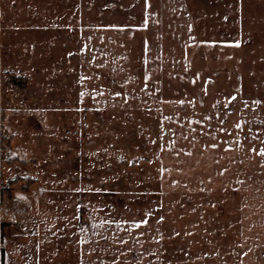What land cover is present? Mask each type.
Instances as JSON below:
<instances>
[{"label": "rangeland", "instance_id": "obj_1", "mask_svg": "<svg viewBox=\"0 0 264 264\" xmlns=\"http://www.w3.org/2000/svg\"><path fill=\"white\" fill-rule=\"evenodd\" d=\"M260 2L0 0V264H264Z\"/></svg>", "mask_w": 264, "mask_h": 264}, {"label": "crops", "instance_id": "obj_2", "mask_svg": "<svg viewBox=\"0 0 264 264\" xmlns=\"http://www.w3.org/2000/svg\"><path fill=\"white\" fill-rule=\"evenodd\" d=\"M244 2H250V0H244ZM0 11H1V9H0ZM256 11H257V13H259V15L257 16V19L254 18V12H256ZM0 14H1V12H0ZM15 14L17 15V12ZM237 14H239V16H237L236 20H238V19H242L243 20V16H244V19L247 20L245 25H243V26H245L246 30L241 29L240 24H239V26H236L237 28L234 26V28L238 29V30L232 32L231 34H228L227 36L224 35L223 33H221L220 34L221 36H219V37L220 38L226 37L227 39H229V38H232V39H246V40L254 39V36L256 35L255 29H257V28L261 29V23L260 22L264 23V4H262L260 2L257 10L256 9L254 10V8H252V7L247 5V7L244 10V12L237 13ZM241 14H242V16H241ZM17 19H14V20H17ZM251 19L252 20H256V21L258 20L259 21V25L255 27L253 25V23L250 22ZM19 22L18 21H15V23L8 22L7 23L8 27H7V25H2L1 24L2 21H1V16H0V44L1 45H2L1 40H2V42L5 41V39H3L4 36H5L4 35L5 32H6V35H8L7 41H6L5 44L10 46V45H13V44L17 43L16 36H17V33H19V30H18L17 27H15V24L19 23ZM259 36H260V38L264 39V32H260ZM235 42L236 41H234L233 43H235ZM253 43H256V42H253ZM259 43L261 44V42H259ZM1 45H0V48H1ZM11 52H10V49H8V48L6 49V51H2L1 50L0 51V59L3 58V57L4 58L5 57H8V58L11 57L12 54H13Z\"/></svg>", "mask_w": 264, "mask_h": 264}, {"label": "snow or ice", "instance_id": "obj_3", "mask_svg": "<svg viewBox=\"0 0 264 264\" xmlns=\"http://www.w3.org/2000/svg\"><path fill=\"white\" fill-rule=\"evenodd\" d=\"M238 46V45H237ZM239 125H237V127H238ZM261 154H264V152H262Z\"/></svg>", "mask_w": 264, "mask_h": 264}]
</instances>
